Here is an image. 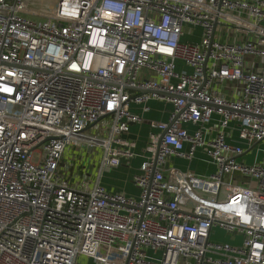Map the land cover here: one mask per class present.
Masks as SVG:
<instances>
[{
	"label": "built area",
	"instance_id": "built-area-1",
	"mask_svg": "<svg viewBox=\"0 0 264 264\" xmlns=\"http://www.w3.org/2000/svg\"><path fill=\"white\" fill-rule=\"evenodd\" d=\"M68 148L102 151L82 189ZM199 150L214 173L166 168ZM134 158L139 196L108 191ZM0 264H264V0H0Z\"/></svg>",
	"mask_w": 264,
	"mask_h": 264
},
{
	"label": "crops",
	"instance_id": "crops-1",
	"mask_svg": "<svg viewBox=\"0 0 264 264\" xmlns=\"http://www.w3.org/2000/svg\"><path fill=\"white\" fill-rule=\"evenodd\" d=\"M249 1H257V0H249ZM195 33L197 34L196 38L190 39L193 41H200L201 29H195ZM226 40V38H224ZM228 40L231 37L227 38ZM179 67L181 69H186V67L180 63ZM148 106L150 110L145 112L143 111L141 106H137L131 104V111L138 114L141 117V121L130 126V131L127 134L123 135V139L128 140L135 144L134 151L137 154H142L145 151L146 146L148 145L150 138L153 134L157 133V130L151 127V123L154 121L157 122H166L169 120L171 112L173 110V106L170 103H166L158 100H151L148 102ZM189 131H194L195 127L187 126ZM97 128H93L91 132L98 130ZM96 134V133H95ZM103 134V133H102ZM98 135V134H97ZM88 153V160L90 162V166L92 169V174L90 178L94 181L98 179L99 173L98 168L100 165V161L96 160L98 157L97 153H92L86 149ZM102 152V151H101ZM248 159L249 156L244 157ZM140 161L139 159H123L121 166L113 169H106L100 179L101 184L107 188L110 192L122 191L127 196L138 197L140 194L139 189L133 183V177L137 175L139 171ZM166 168H173L179 172H191L193 174L205 176L212 174L216 171L215 167L205 162V153L203 150H199L197 153V158L194 160H185L180 158H171L166 163ZM117 176L119 181L116 183L118 185L113 184L111 177ZM215 232V231H214ZM238 240V239H237ZM231 241V238H230ZM230 241L226 242L229 243Z\"/></svg>",
	"mask_w": 264,
	"mask_h": 264
},
{
	"label": "rangeland",
	"instance_id": "rangeland-1",
	"mask_svg": "<svg viewBox=\"0 0 264 264\" xmlns=\"http://www.w3.org/2000/svg\"><path fill=\"white\" fill-rule=\"evenodd\" d=\"M103 123H109L111 122L110 118H105ZM98 130L94 131V133L98 134L97 137L104 138L102 134V128L101 124L98 125ZM96 156L98 157L96 160L100 161L99 158L102 157V152L101 150H96L95 151ZM88 153L86 152L85 149H76V148H68L66 151L64 157H63V163H64V170H66V176H69L72 180V186L76 189H82V184L83 181L89 184H92V179L90 178V175L92 173V169L90 166V162L87 158ZM89 157V156H88ZM94 174V173H92ZM112 180L113 184H116L119 179L115 175L110 178ZM117 192H122V191H117ZM123 193V192H122ZM125 194V192H124ZM214 235L212 236V241H218V242H228L230 241L231 235L227 234L226 231H223L219 228H216L214 230ZM241 238L239 237L237 240V243H240ZM80 263H87V261L83 258L79 259Z\"/></svg>",
	"mask_w": 264,
	"mask_h": 264
},
{
	"label": "bare ground",
	"instance_id": "bare-ground-1",
	"mask_svg": "<svg viewBox=\"0 0 264 264\" xmlns=\"http://www.w3.org/2000/svg\"><path fill=\"white\" fill-rule=\"evenodd\" d=\"M251 207V206H250ZM243 216L245 217V220H247V216L243 214Z\"/></svg>",
	"mask_w": 264,
	"mask_h": 264
}]
</instances>
